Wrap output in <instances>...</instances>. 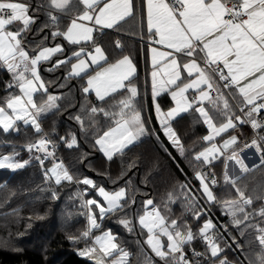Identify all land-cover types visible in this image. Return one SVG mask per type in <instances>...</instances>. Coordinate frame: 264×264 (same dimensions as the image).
I'll return each instance as SVG.
<instances>
[{
    "label": "trees",
    "instance_id": "obj_1",
    "mask_svg": "<svg viewBox=\"0 0 264 264\" xmlns=\"http://www.w3.org/2000/svg\"><path fill=\"white\" fill-rule=\"evenodd\" d=\"M13 1L28 7L32 20L28 29L24 30L19 24L8 27L20 32L21 45L30 56L45 45L60 43L63 48L59 56L40 68L47 89L59 92L61 99L54 111L38 119V131L19 123L17 131H4L0 127V159L14 156L13 161L18 166L10 171L1 167L6 163L0 161V264H94L77 254V249L84 247L88 241L87 216L81 199V192L86 188L81 181L86 175L93 177L95 186L102 185L111 190L120 186L126 188L127 197L121 206L106 213L101 222V226L115 233L118 250L128 254L124 264H187L180 259V252L186 253L190 245L204 256L198 259L189 256L188 264H217L228 254L232 255L229 264H247L246 256L252 260L257 258L256 246L246 251L244 242L240 241L258 237L261 229L250 220L241 221V215L247 210L230 219L223 214L221 206L237 199L236 185L247 175L263 169L264 161L232 183L223 180V159L212 162L218 186L212 190V201L205 199L197 174L203 173L207 165L199 155L210 144L206 139L208 131L194 110L173 120L172 126L183 150L180 152L158 126L151 95L150 66L145 52L141 51L140 43L131 35L122 32L126 25L144 26L137 0H133V13L128 19L112 30L93 31L91 41L80 45H70L62 37L69 20L78 17L84 10L78 0H69L62 9H56L52 0ZM55 15L57 17L51 23L50 18ZM20 30H23L22 33ZM97 45L103 47L108 61L123 55H129L134 61L136 74L126 84L136 86L137 97L126 109L123 106L130 98L127 87L99 100L84 91L85 76L74 78L68 75V68L76 59L74 52L79 48L88 51ZM61 59H66L63 65L56 64ZM62 80H66L64 86H60ZM17 94L18 86L0 64V107ZM157 103L165 111L173 106L168 93L160 95ZM131 112L141 114L147 135L111 159L104 158L97 146L98 138L119 118ZM213 117L216 122L221 120L220 117ZM232 132L240 143L248 144L252 139V133L246 127H234ZM74 136L78 144L71 146L69 143ZM38 139L53 143L55 153L45 164L39 163L37 154L31 149ZM54 159L65 165L72 182H47L45 170ZM245 192L248 208L254 209L262 204L263 189L248 185ZM148 198L152 199L167 223L174 224L171 230L166 227L155 235L161 241L160 253L149 244L151 237H147L137 226V218L142 211L141 202ZM246 217L249 218L248 215ZM208 218L213 224L209 231L214 240L217 234L221 241L217 256L206 254L207 244L201 227ZM235 219H241V224L237 225ZM123 222L127 226L122 225ZM226 226L230 231H225ZM166 231H169V236L165 235ZM188 233L192 240L181 247L175 238ZM231 245H238L235 251L230 248Z\"/></svg>",
    "mask_w": 264,
    "mask_h": 264
},
{
    "label": "crops",
    "instance_id": "obj_2",
    "mask_svg": "<svg viewBox=\"0 0 264 264\" xmlns=\"http://www.w3.org/2000/svg\"><path fill=\"white\" fill-rule=\"evenodd\" d=\"M54 1L52 0V4ZM78 1L83 5L84 10L78 17L69 20L67 29L62 33L64 38L65 33L68 32L67 40L70 45H80L91 41L93 31L112 30L133 13V0ZM229 1L237 2L246 11L243 23L224 20V4ZM68 2L69 0H58L53 6L56 9H62ZM137 2L144 26L126 25L127 28H123L122 32L131 35L140 43L141 51L145 52L150 66L149 79L154 114L165 137L171 140L163 125H172L173 120L194 110L205 125L208 131L206 139L210 141L199 157L205 164L223 157L224 181L235 182L252 169L259 167L264 161L263 147L246 144L236 151H232V148L225 150L223 141L238 139L232 132L234 127H246L253 134L251 127L236 122V116L240 108L264 97V0H180L184 5L181 12L174 11L169 0H137ZM31 21L30 18L28 23L30 24ZM7 44L5 35L1 34L0 47ZM54 46L55 44L50 45L49 48ZM97 47L104 54L102 53L99 60L93 62L91 56L96 52ZM118 47H120L119 43ZM77 50L83 52L85 60L77 62L75 69L83 67L80 72L72 69L73 73L79 74H71L70 67L77 59L74 52L76 59L68 68V75L71 77H81L80 73L89 71V68L101 66L105 62L106 53L101 45L94 46L88 51L82 48ZM61 51L56 55L59 56ZM66 59H61L56 64L63 65ZM114 61L110 66H114L116 69L114 74L117 76L111 75L109 82L99 88L88 89L87 80H85L84 91L93 93L94 88L107 98L117 90L127 87L129 92L135 89L136 98V86L126 84L136 74L134 61L129 55H123ZM213 66H221L225 78L233 82V87L229 91H225L216 79L215 72L211 69ZM131 86H133L132 89ZM209 89L214 95L210 94ZM164 93H168L172 98L173 106L166 111L159 106L162 113H157L154 103ZM128 101L130 98L125 102L123 109L131 105L125 106ZM129 114L122 116L118 121ZM212 115L220 117L221 120L216 122ZM145 135H147V129L146 133L135 142L144 138ZM227 136L229 138L222 141ZM197 180L205 199L211 202L213 199L211 186L204 174L198 173ZM241 200L239 198L226 202L221 206L223 214L233 219L247 210L249 218L245 216L241 221L250 220L263 230L264 199L262 204L254 209L248 208L249 202L246 199ZM240 224L241 222L237 223V225ZM211 227L208 218L203 222L201 231ZM165 235L169 236V231ZM190 235L188 233L184 238ZM177 237H180V234ZM190 239L192 240V236ZM149 244L157 253H160L162 248L158 237L151 236ZM180 259H183L181 252Z\"/></svg>",
    "mask_w": 264,
    "mask_h": 264
},
{
    "label": "rangeland",
    "instance_id": "obj_3",
    "mask_svg": "<svg viewBox=\"0 0 264 264\" xmlns=\"http://www.w3.org/2000/svg\"><path fill=\"white\" fill-rule=\"evenodd\" d=\"M58 0H55L53 5H56ZM0 7L9 8L13 12L14 19L5 21L0 19V35L4 34L8 44L6 46L0 47V64L7 69L10 73L14 84L18 86V94L11 97L2 107H0V127L4 131L15 130L17 131L18 123L22 126H31L34 130L38 131L40 129L39 121L42 115L50 113L57 108V104L61 99V95L55 92L49 91L47 84L44 81L40 68L44 64L46 65L50 60H52L58 52L62 50L61 44L56 43L54 48H49L50 46H43L38 49L34 55L30 56L27 50L21 45L19 40L20 32H15L9 25L19 24L23 26L24 30L28 29L30 16L28 14V7L18 1L13 0H0ZM57 16H51V23L55 20ZM27 28V29H26ZM21 33L23 30H20ZM30 33V31L28 32ZM68 32L65 33L64 39L67 40ZM70 44V42L68 43ZM58 49V50H57ZM96 52L91 56V60H99V56L103 53L97 47ZM75 54L77 59L72 63L70 67L71 74L78 75L79 73H73L72 69L77 67V62L84 59L83 52L76 50ZM104 54V53H103ZM105 62L98 67L89 68V71H84L80 74L85 76L87 80V88L91 87L99 88L103 84L109 82V77L114 75L116 77V69L114 66H110L115 61H108L105 55ZM83 67L75 69V72H80ZM66 80L60 82V86L66 84ZM133 86H131V89ZM93 90V96L99 100L105 99L103 94ZM130 101L127 102L125 106L131 104L132 99L135 98L136 92L133 88L131 91ZM154 96V95H153ZM64 97V94L62 95ZM155 107L157 113H162L157 101H155ZM160 120V119H159ZM162 124V122L160 121ZM16 126V127H15ZM166 129L167 136L169 137L172 145L180 152H182V147L177 134L172 125H163ZM146 133V127L143 122V118L140 113H131L129 116H125L123 119L117 121L112 127L107 129L98 138V149L102 156L106 159H111L115 154L123 151L127 147L131 146L135 140L143 136ZM52 143V141H50ZM71 146H76L78 141L74 136L71 138ZM34 143H38L42 152L46 149L44 145L46 142L44 139H38ZM33 145H37L34 144ZM246 146V142L238 143L232 151H236L238 148ZM206 150V149H204ZM14 156H6V158L0 159L4 161L5 165H1L3 168H7L10 171H14V168L18 166L13 161ZM16 159V158H15ZM12 162V163H11ZM214 162V161H213ZM2 163V162H1ZM39 163L42 162L39 159ZM212 163V162H211ZM13 164V165H12ZM45 176L47 182L52 184H59L61 182H72V177L69 171L66 169L65 165L59 160H51L46 167ZM240 184L236 185L238 190L237 199H245L246 190L248 185L256 187V189L264 190V168L254 171L251 176H246L240 180ZM82 185L86 188L81 192V199L84 202V208L87 216V229L86 234V244L84 247L77 249V254L82 258H87L94 264H124L127 260L128 254L125 251H119L115 240V233L108 227L101 226L102 219L104 215L108 212H113L121 206L122 201L127 197V191L124 186L117 187L115 189H108L102 185L95 186L94 179L90 175H86L81 181ZM210 188V187H209ZM211 195H212V188ZM251 199V198H250ZM241 200V201H242ZM255 201V200H254ZM142 209L141 213L137 218V226L139 229L147 235V237L155 236L158 233L165 230L168 227L169 230L172 229L173 223H167L164 216L161 214L160 210L156 207L152 199H143L140 205ZM251 209V207H250ZM244 213V212H243ZM247 213L241 215V219L246 216ZM240 219V220H241ZM237 223L238 219H235ZM234 220V221H235ZM211 225L212 222L209 219ZM123 222L122 225H126ZM210 229H204L202 234H206ZM225 231L228 232L227 226ZM217 239L212 242L206 241L207 244V256H217L219 254L218 243H220L219 236L216 234ZM176 242L182 247L185 242H190L189 237H179L175 238ZM245 247L244 250H249L253 245L257 248V258L249 259L245 257L247 264H259L264 259V229L260 230L258 237L253 236L250 239H242L240 241ZM231 245L233 251L236 250L235 247ZM183 251V250H182ZM184 254V253H182ZM227 258V259H226ZM226 258L218 260L217 264H229L228 260H232V255L228 254ZM246 264V263H245ZM264 264V262L260 263Z\"/></svg>",
    "mask_w": 264,
    "mask_h": 264
},
{
    "label": "built area",
    "instance_id": "obj_4",
    "mask_svg": "<svg viewBox=\"0 0 264 264\" xmlns=\"http://www.w3.org/2000/svg\"><path fill=\"white\" fill-rule=\"evenodd\" d=\"M171 7L176 12H181L184 9V5L180 2V0H169ZM225 8V14H224V20L226 22H238L243 23L246 17V11L237 3L234 1L225 2L224 4ZM13 12L9 8H2L0 7V19L8 21L13 19ZM212 70L215 72L216 79L218 82L222 85L225 91H229L233 83L231 80H228L225 78L224 70L221 66H213L211 67ZM210 94L214 95L213 92H211V89H209ZM236 120L238 123H241L243 125H247L252 128L253 131V137L250 145H260L264 149V97L260 99L258 102L254 104H249L247 106H244L239 109ZM48 143L44 145L46 151L42 152L40 146H38V143H34L37 145H32L31 149L33 152H35L38 156V159L42 163H45L47 159L52 158L51 156L55 153L53 143L50 141H47ZM239 143V140H235L233 142H226L224 146L226 148H232L235 145ZM204 175L206 177V180L211 184L212 187H216L218 185V180L216 179V175L213 172L212 168L210 166H207L204 169ZM205 238L209 239V234H204ZM187 256H191L192 258L198 259L203 257V254L199 251L193 248V246L190 245V247H187L186 251Z\"/></svg>",
    "mask_w": 264,
    "mask_h": 264
}]
</instances>
